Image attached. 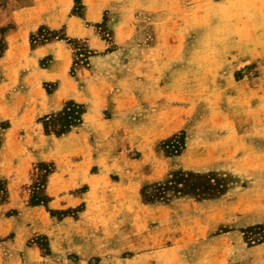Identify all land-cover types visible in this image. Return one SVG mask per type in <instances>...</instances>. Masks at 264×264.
<instances>
[{"label":"rangeland","instance_id":"374dc122","mask_svg":"<svg viewBox=\"0 0 264 264\" xmlns=\"http://www.w3.org/2000/svg\"><path fill=\"white\" fill-rule=\"evenodd\" d=\"M96 1L30 30L33 1L0 0V102L46 43L104 91L30 118L51 157L23 175L0 120V264H264V0Z\"/></svg>","mask_w":264,"mask_h":264},{"label":"crops","instance_id":"0c3cea01","mask_svg":"<svg viewBox=\"0 0 264 264\" xmlns=\"http://www.w3.org/2000/svg\"><path fill=\"white\" fill-rule=\"evenodd\" d=\"M36 12H32L33 6L23 7L22 12L17 15L15 21L17 24H22L24 27L33 30L41 22H46L52 27H58L62 22V13L60 9H55V5L59 4L61 0H32ZM96 0H93L95 2ZM98 2V0L96 1ZM52 3V4H51ZM48 4L47 7L42 9L41 5ZM51 4V5H50ZM70 19L65 20V25L68 34L71 33L72 23ZM82 33V32H81ZM79 32L71 33V35H82ZM11 34L8 35V37ZM61 52V53H60ZM50 53L51 59L46 67L41 68L36 65V62L32 64V68L20 72V75L16 78V82L27 86L23 91H20L11 99L0 102V120L9 118L10 126L4 129L2 133V149L13 151L11 155V163H15L17 168L16 174H25L27 164L33 159H48L50 151H43V144L46 142V138L41 136L39 128L31 127V120L33 116L40 115L50 110L59 107L64 98L72 97L76 100H85L88 102V109L84 115V119L87 121L94 111V104L92 103V96L94 93L100 96L99 100L102 101L104 96L103 88L96 90L92 84V79L85 77V72H80L79 75L83 77L84 87L82 91H79L75 80L71 79L67 74V68L69 64V54L65 49L61 48L59 43H46L39 45L35 48L34 54L36 58L42 55ZM36 60V59H35ZM23 66V65H22ZM43 81H58V89L49 95L44 92L40 87ZM7 84V81L4 82ZM2 85V84H1ZM20 132L22 135L19 137ZM34 135H33V134ZM66 137H69L67 135ZM74 137V136H71ZM35 138L37 140L35 141ZM33 149L37 148L36 152L29 150V147ZM9 158V156H7ZM6 158V159H7ZM19 167V168H18ZM69 177L62 174V172L54 173L49 180V188L58 189L60 182L65 184ZM55 192V190H54Z\"/></svg>","mask_w":264,"mask_h":264}]
</instances>
